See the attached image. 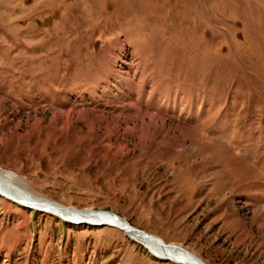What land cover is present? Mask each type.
I'll list each match as a JSON object with an SVG mask.
<instances>
[{
	"label": "rangeland",
	"instance_id": "rangeland-1",
	"mask_svg": "<svg viewBox=\"0 0 264 264\" xmlns=\"http://www.w3.org/2000/svg\"><path fill=\"white\" fill-rule=\"evenodd\" d=\"M0 171L264 264V0H0ZM132 239L0 195V264H178Z\"/></svg>",
	"mask_w": 264,
	"mask_h": 264
},
{
	"label": "bare ground",
	"instance_id": "bare-ground-1",
	"mask_svg": "<svg viewBox=\"0 0 264 264\" xmlns=\"http://www.w3.org/2000/svg\"><path fill=\"white\" fill-rule=\"evenodd\" d=\"M0 195L11 202L23 205L25 207L38 211H44L50 214L52 213L56 216H59L62 220H71L77 222L79 220L85 219L96 222L98 223L97 225L114 226L124 231V233L128 230L127 228L131 226L125 219L113 213L95 210H67L65 206L50 202L43 198H39L33 195L30 186L24 179L18 177L12 172L0 171ZM127 235L131 236L133 238L132 240L143 245V247L155 254L157 257H163L168 260L170 259L172 262L178 264H206L188 250L175 249L172 246L176 245H167L158 237H156L155 240L151 239L144 233L136 232H129Z\"/></svg>",
	"mask_w": 264,
	"mask_h": 264
},
{
	"label": "water",
	"instance_id": "water-1",
	"mask_svg": "<svg viewBox=\"0 0 264 264\" xmlns=\"http://www.w3.org/2000/svg\"><path fill=\"white\" fill-rule=\"evenodd\" d=\"M43 210V209H42ZM67 221V220H66ZM71 223H85V224H89V225H97L98 223H96V222H92V221H89V220H85V219H82V220H79V221H77V222H75V221H71V220H69ZM128 229V230H127ZM126 230V232L125 233H129V232H136V233H144L145 235H148V237H150L151 239H155L156 240V237L154 236V235H152V234H148V233H145L143 230H140V229H138V228H136V227H134V226H129L128 228H127ZM137 242V241H136ZM163 244V243H162ZM173 248H175V249H183V248H181V247H176V246H172Z\"/></svg>",
	"mask_w": 264,
	"mask_h": 264
}]
</instances>
